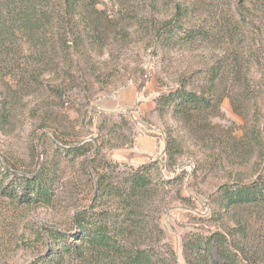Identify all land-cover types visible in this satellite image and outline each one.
I'll use <instances>...</instances> for the list:
<instances>
[{
	"label": "rangeland",
	"instance_id": "374dc122",
	"mask_svg": "<svg viewBox=\"0 0 264 264\" xmlns=\"http://www.w3.org/2000/svg\"><path fill=\"white\" fill-rule=\"evenodd\" d=\"M99 1L103 38L57 52L0 127V152L15 167L45 166L57 177L53 205L10 206L18 229L9 264L36 260L47 229L71 232L84 208L114 209L113 198L97 199L98 174L122 184L139 166L142 136L158 145L147 162L155 191L148 220H159L175 264H186L187 233L236 225L214 200L220 186L264 177V1ZM176 4L186 9L181 19ZM168 19L195 38L170 35ZM182 86L205 90L212 103L187 122L165 101L155 104ZM252 223L264 241V223Z\"/></svg>",
	"mask_w": 264,
	"mask_h": 264
},
{
	"label": "trees",
	"instance_id": "16d2710c",
	"mask_svg": "<svg viewBox=\"0 0 264 264\" xmlns=\"http://www.w3.org/2000/svg\"><path fill=\"white\" fill-rule=\"evenodd\" d=\"M99 3L0 0V77L10 79L3 80L10 85L7 91L0 86V127L5 128L11 116L17 115L23 90L36 84L57 52L67 53L73 46L79 49L87 36L96 42L103 38L108 27L102 20H107V13L97 7ZM185 10L176 4L175 18H183ZM172 21H164L170 35L185 33L181 30L183 25L174 27ZM185 34L195 38L190 31ZM162 101L173 106L185 122L193 113L212 106L205 90L185 86L156 97V108ZM153 164L137 166L123 177L122 184L98 174L97 199L111 197L116 207L84 208L74 215L71 232L48 228L44 252L29 264H175L172 247L162 242L164 232L159 220H148L155 197ZM56 185L57 177L47 167L41 166L31 173L19 170L9 155L0 152V264H9L16 246L18 228L9 215L10 206H51ZM214 200L222 215H231L229 218L236 225L230 226L227 233L220 229L187 233L183 238L186 264H264V241L259 238V231H253L252 223H264V177L247 183L223 184ZM252 232L258 233V240Z\"/></svg>",
	"mask_w": 264,
	"mask_h": 264
},
{
	"label": "crops",
	"instance_id": "0c3cea01",
	"mask_svg": "<svg viewBox=\"0 0 264 264\" xmlns=\"http://www.w3.org/2000/svg\"><path fill=\"white\" fill-rule=\"evenodd\" d=\"M139 146L140 149H138V158L137 159H134L132 162L133 163H136L138 165L140 164H145L147 163L148 161H150V157L155 155L156 152H154V150H157L158 149V145L157 143L150 139V138H147L145 136H142V138H140L139 140ZM144 157H147L148 159L145 160Z\"/></svg>",
	"mask_w": 264,
	"mask_h": 264
}]
</instances>
